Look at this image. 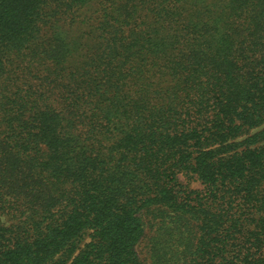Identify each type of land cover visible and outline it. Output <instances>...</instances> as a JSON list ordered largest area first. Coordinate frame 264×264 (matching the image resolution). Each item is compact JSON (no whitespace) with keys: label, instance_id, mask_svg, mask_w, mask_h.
<instances>
[{"label":"trees","instance_id":"1","mask_svg":"<svg viewBox=\"0 0 264 264\" xmlns=\"http://www.w3.org/2000/svg\"><path fill=\"white\" fill-rule=\"evenodd\" d=\"M0 264H264V0H0Z\"/></svg>","mask_w":264,"mask_h":264},{"label":"rangeland","instance_id":"2","mask_svg":"<svg viewBox=\"0 0 264 264\" xmlns=\"http://www.w3.org/2000/svg\"><path fill=\"white\" fill-rule=\"evenodd\" d=\"M182 181L184 183H186V181L184 179H182ZM190 188L194 189V190H199V189H201V185L197 182H192V183H190Z\"/></svg>","mask_w":264,"mask_h":264}]
</instances>
